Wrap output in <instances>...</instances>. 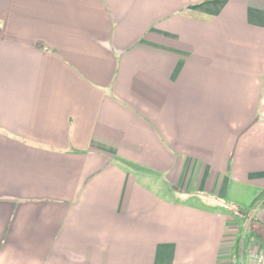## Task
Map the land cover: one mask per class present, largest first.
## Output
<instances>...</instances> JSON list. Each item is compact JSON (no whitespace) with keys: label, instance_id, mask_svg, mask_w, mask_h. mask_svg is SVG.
Listing matches in <instances>:
<instances>
[{"label":"crops","instance_id":"1","mask_svg":"<svg viewBox=\"0 0 264 264\" xmlns=\"http://www.w3.org/2000/svg\"><path fill=\"white\" fill-rule=\"evenodd\" d=\"M233 188L264 191V0H0V264H227Z\"/></svg>","mask_w":264,"mask_h":264},{"label":"rangeland","instance_id":"2","mask_svg":"<svg viewBox=\"0 0 264 264\" xmlns=\"http://www.w3.org/2000/svg\"><path fill=\"white\" fill-rule=\"evenodd\" d=\"M235 190L236 189L234 188L231 190V196L235 199H233L232 201L230 199V201H228V204L225 205L226 210L231 216L239 220V227L242 231L245 229V226H248V228L253 226L254 229L264 237V222L262 220L260 222L255 220L258 218H262L259 213L256 214L255 219H252L248 222L249 215L252 214L260 199L254 201L256 195L250 189Z\"/></svg>","mask_w":264,"mask_h":264},{"label":"built area","instance_id":"3","mask_svg":"<svg viewBox=\"0 0 264 264\" xmlns=\"http://www.w3.org/2000/svg\"><path fill=\"white\" fill-rule=\"evenodd\" d=\"M257 213L261 215L260 220L264 222V198L257 203L254 211L248 217V222L256 217ZM227 264H264V248L255 246V241L248 245L244 232Z\"/></svg>","mask_w":264,"mask_h":264},{"label":"trees","instance_id":"4","mask_svg":"<svg viewBox=\"0 0 264 264\" xmlns=\"http://www.w3.org/2000/svg\"><path fill=\"white\" fill-rule=\"evenodd\" d=\"M263 192H264V191H262L261 193H259V194L255 197V200H254V201H257L258 199L262 198V196H263ZM255 218H256V217H254L253 219H255ZM255 220H257V221H259V222L261 221L260 218L255 219ZM244 232H245V237H246V241H247L248 245H249L251 242H254V241H256V240L261 241V242H264V237H263V236H262L257 230H255L253 226L247 228V230L244 231ZM241 236H242V235H241ZM241 236H240V238H241ZM239 240H240V239H239ZM239 240H238V241H239Z\"/></svg>","mask_w":264,"mask_h":264}]
</instances>
